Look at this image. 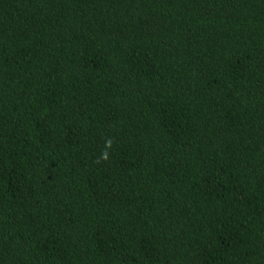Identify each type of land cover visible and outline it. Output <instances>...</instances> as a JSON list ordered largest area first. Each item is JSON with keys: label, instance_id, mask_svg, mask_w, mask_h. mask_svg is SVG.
I'll list each match as a JSON object with an SVG mask.
<instances>
[{"label": "trees", "instance_id": "obj_1", "mask_svg": "<svg viewBox=\"0 0 264 264\" xmlns=\"http://www.w3.org/2000/svg\"><path fill=\"white\" fill-rule=\"evenodd\" d=\"M0 264H264V0H0Z\"/></svg>", "mask_w": 264, "mask_h": 264}]
</instances>
